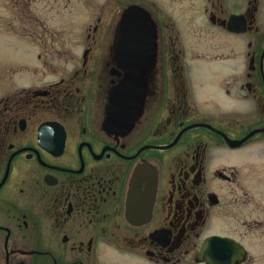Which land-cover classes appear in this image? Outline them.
Segmentation results:
<instances>
[{
  "label": "flooded vegetation",
  "instance_id": "flooded-vegetation-1",
  "mask_svg": "<svg viewBox=\"0 0 264 264\" xmlns=\"http://www.w3.org/2000/svg\"><path fill=\"white\" fill-rule=\"evenodd\" d=\"M167 1L143 67L117 57L118 23L0 94V264H211V236L264 264V0Z\"/></svg>",
  "mask_w": 264,
  "mask_h": 264
},
{
  "label": "rangeland",
  "instance_id": "rangeland-1",
  "mask_svg": "<svg viewBox=\"0 0 264 264\" xmlns=\"http://www.w3.org/2000/svg\"><path fill=\"white\" fill-rule=\"evenodd\" d=\"M167 2V0H0V94L16 91L23 85L20 77L27 78L29 72L21 67L25 66L24 64H34L40 55L42 57L40 60L58 54L80 57L84 47L88 45L95 47L97 45V50L92 52L93 55H97L102 44L108 39L112 40L114 27L121 18V12L127 7L132 5L150 10L152 5L155 7L161 5L164 8ZM195 2L197 9L203 7V0ZM114 13L115 16L112 15ZM99 16L102 18L101 21H98ZM96 24L99 26L98 32L93 31ZM36 44L38 46H35ZM34 66L38 67L39 71L44 70L43 63H36ZM238 66L240 68V62ZM215 67L196 64L192 66L191 71L196 77H204L206 75L202 73L213 72L216 70ZM18 69L22 71L18 72ZM120 264L132 263L127 261Z\"/></svg>",
  "mask_w": 264,
  "mask_h": 264
},
{
  "label": "water",
  "instance_id": "water-1",
  "mask_svg": "<svg viewBox=\"0 0 264 264\" xmlns=\"http://www.w3.org/2000/svg\"><path fill=\"white\" fill-rule=\"evenodd\" d=\"M239 18V15H232L230 23L233 20ZM153 21L148 14L142 8L131 7L124 11L122 19L118 25L116 33V51L117 57L122 62L131 66L132 69H138L143 67L148 60V57L153 52L155 28ZM232 31H239L237 28L230 26ZM132 56V58H130ZM133 82L123 84L116 91L113 97H119V104L122 101V97H125L131 90H133ZM136 86V85H135ZM141 93L139 87L137 95ZM213 249L217 254L214 256L218 261L234 251L243 252V246L236 240L230 238H224L219 236H213L207 239L203 251L199 254L198 259L203 258L211 264H218L216 260L210 259L207 254L209 250ZM227 249L229 251H227ZM227 252V253H226ZM232 258V255H231ZM229 260V261H228ZM228 263H232V259L228 258Z\"/></svg>",
  "mask_w": 264,
  "mask_h": 264
}]
</instances>
